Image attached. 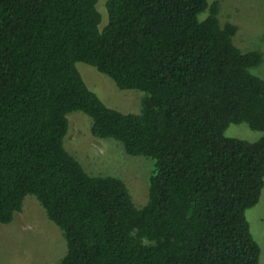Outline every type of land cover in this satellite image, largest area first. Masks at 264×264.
Here are the masks:
<instances>
[{
    "label": "trees",
    "instance_id": "16d2710c",
    "mask_svg": "<svg viewBox=\"0 0 264 264\" xmlns=\"http://www.w3.org/2000/svg\"><path fill=\"white\" fill-rule=\"evenodd\" d=\"M0 0V223L34 195L61 229L55 264H259L246 211L264 187L263 55L241 50L208 0ZM208 11L204 17L203 13ZM85 62L146 94L139 113L110 107ZM91 119L130 155L152 158L148 198L92 175L64 145L69 114Z\"/></svg>",
    "mask_w": 264,
    "mask_h": 264
},
{
    "label": "rangeland",
    "instance_id": "374dc122",
    "mask_svg": "<svg viewBox=\"0 0 264 264\" xmlns=\"http://www.w3.org/2000/svg\"><path fill=\"white\" fill-rule=\"evenodd\" d=\"M219 4L221 24L234 23L237 32L233 42L243 51L258 50L263 55L251 72L264 78V0H208ZM107 0H98L101 26L108 20ZM208 11L202 14L204 17ZM77 67L88 87L103 101L123 113H139L146 94L138 89H122L105 73L85 62ZM91 119L81 111L69 114V130L64 138L66 149L92 175H112L128 186L136 205L148 198V179L153 160L144 155H130L123 144L112 138L96 137L90 130ZM255 141L264 137V130L252 129L246 122L231 123L224 133ZM254 239L260 246L259 264H264V187L256 205L246 211ZM67 251L66 239L46 214L34 195H27L22 210L9 223H0V264H55Z\"/></svg>",
    "mask_w": 264,
    "mask_h": 264
}]
</instances>
